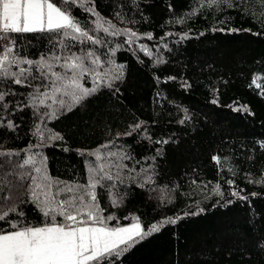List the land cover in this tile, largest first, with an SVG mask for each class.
I'll use <instances>...</instances> for the list:
<instances>
[{
	"label": "trees",
	"instance_id": "obj_1",
	"mask_svg": "<svg viewBox=\"0 0 264 264\" xmlns=\"http://www.w3.org/2000/svg\"><path fill=\"white\" fill-rule=\"evenodd\" d=\"M92 4L124 34L90 31L104 43H65L77 55H99L97 71L123 65L122 76L71 111L51 99L33 104L30 94L37 88L49 91L48 80L30 78V86H21L0 78V92L7 93L0 101V153H5L0 155V210L14 205L23 216L8 219L41 224L29 190L31 177L40 176L35 168L45 169L54 181L86 184L89 164L105 163L90 153L122 152L132 159L123 161L128 166L120 172L123 182L117 180L112 189L122 197L118 206L107 188L96 190L103 215L115 217L111 227L138 218L145 231L152 225L160 230L128 246L113 264H264V9L259 0H233L232 7L220 10L207 7L206 0L204 7L199 0ZM70 10L81 25L95 28L90 13L74 5ZM125 30L136 33L131 43ZM15 35L17 51L28 59L71 54L49 33ZM254 77L261 88L252 85ZM81 83L93 86L90 75ZM57 109L56 118L45 115ZM36 153V163L22 167ZM110 171L115 176L118 170ZM0 226L8 228L3 221Z\"/></svg>",
	"mask_w": 264,
	"mask_h": 264
},
{
	"label": "snow or ice",
	"instance_id": "obj_2",
	"mask_svg": "<svg viewBox=\"0 0 264 264\" xmlns=\"http://www.w3.org/2000/svg\"><path fill=\"white\" fill-rule=\"evenodd\" d=\"M259 2L264 9V0ZM199 3L201 7L205 6V0H199ZM73 5L95 17L94 29L81 25L70 10ZM206 6L220 10L221 6L232 7L233 0H206ZM261 22L264 23V16L261 17ZM90 31H102L110 35L124 34L95 11L92 0H61L60 4L54 0H0V78L11 80L13 84L21 86H30L31 80L41 78L48 80L50 83L45 84L44 87L49 91L41 93L37 88L35 93L30 94L33 104L38 102L42 105L45 99H51L60 108L67 107V110L71 111L74 105L94 94L102 85L110 88L111 82L122 76L123 65H115L104 72L97 71L96 69L101 66L99 55L94 51L77 55L71 52L72 45L65 43V41L80 44L90 42L94 45H102L104 41L90 35ZM36 32L49 33L50 39L52 36L57 37L61 47L71 54L63 57L53 54L49 58L41 56L38 60L21 56L17 51L15 34ZM125 32L130 37L127 42L131 43V38L136 37V33L131 30H125ZM147 38L151 39V34H148ZM141 50L146 55H151L146 46L141 45ZM61 60L63 63H60ZM86 60L90 62L91 67L85 63ZM56 67L64 69V72L55 71ZM13 68L16 70L13 71ZM34 69L38 75H33ZM86 75L91 76L93 84L91 88L84 87L81 83ZM258 79L259 77H254L252 85L261 88V85L257 83ZM6 94L0 92V101L4 100ZM261 94L264 95V90ZM57 95L60 99H57ZM65 96L70 102L63 99ZM57 112L58 109L45 115L56 118ZM8 127H12L11 122ZM140 127V124L135 125L136 129ZM127 134L131 135V133ZM36 135L43 140V132L39 127ZM101 147L108 148L109 145ZM36 155L38 153L24 160L22 167L34 165ZM90 155H94L96 161H105V163L98 166L89 164L86 184L54 181L47 175L45 169L35 168L40 176L39 178L31 177L33 183L29 190L31 202L40 211L43 223L33 225L26 223L23 219L16 221L8 219L12 214L17 217L23 216L22 212H17L14 205L0 210V221L8 224L7 229L0 226V264H113V258L118 259L128 246L160 230L159 225H152L145 231L138 218L130 226H109V222L115 217L103 215L97 187L107 188L112 196L113 206H118L122 197L118 192H112V189L116 187L117 180L123 182L120 172L128 167L123 161L132 158L122 152L102 154L99 149ZM109 157L115 160L108 161ZM213 159L219 162L218 157ZM111 168L118 170L115 176L110 171ZM102 181L112 183L105 184ZM228 183L231 184L232 181ZM54 187L55 191H53ZM233 195L238 193L233 192ZM61 196L63 198H60ZM170 222L174 223V221Z\"/></svg>",
	"mask_w": 264,
	"mask_h": 264
},
{
	"label": "rangeland",
	"instance_id": "obj_3",
	"mask_svg": "<svg viewBox=\"0 0 264 264\" xmlns=\"http://www.w3.org/2000/svg\"><path fill=\"white\" fill-rule=\"evenodd\" d=\"M93 166H98L97 164H94ZM134 223V222H132ZM132 223H129V224H124V225H121V226H130ZM140 223V222H139ZM141 224V223H140ZM142 227V226H141Z\"/></svg>",
	"mask_w": 264,
	"mask_h": 264
},
{
	"label": "built area",
	"instance_id": "obj_4",
	"mask_svg": "<svg viewBox=\"0 0 264 264\" xmlns=\"http://www.w3.org/2000/svg\"><path fill=\"white\" fill-rule=\"evenodd\" d=\"M6 43V42H5Z\"/></svg>",
	"mask_w": 264,
	"mask_h": 264
}]
</instances>
